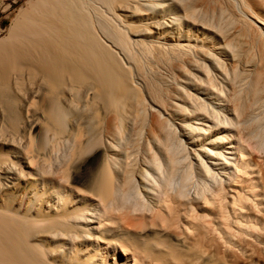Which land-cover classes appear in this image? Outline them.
Returning a JSON list of instances; mask_svg holds the SVG:
<instances>
[{
	"label": "bare ground",
	"instance_id": "6f19581e",
	"mask_svg": "<svg viewBox=\"0 0 264 264\" xmlns=\"http://www.w3.org/2000/svg\"><path fill=\"white\" fill-rule=\"evenodd\" d=\"M260 185L264 0H27L0 30V264H230L220 234L260 233L225 194L245 218Z\"/></svg>",
	"mask_w": 264,
	"mask_h": 264
},
{
	"label": "rangeland",
	"instance_id": "374dc122",
	"mask_svg": "<svg viewBox=\"0 0 264 264\" xmlns=\"http://www.w3.org/2000/svg\"><path fill=\"white\" fill-rule=\"evenodd\" d=\"M26 1L27 0H0V30H7L10 27L15 18V15L18 13L20 8H23L25 6ZM251 52V48L246 49V57H249L248 55H250ZM259 188V191H261L260 196L250 200L249 205L247 206L249 215L245 218L236 214L233 215L232 207L234 204L232 198L229 192L225 194V198L223 200L225 205V214L229 216L230 219L233 218V221L238 220V224L245 230L249 231L251 230V227H254V229H256L260 233L256 235V238L251 237L247 234L242 235L241 239H243V241H241V244L238 243L240 242L239 239L226 240V235H223L222 233L220 234V237H218L219 251H217V253L220 255V257L225 258L230 264H264V190L262 185H260ZM189 204L194 207V210L190 213V218L207 221V223L211 222L217 227L216 224L220 222L221 217L220 210L216 207L218 205H214L213 202L209 200H198ZM190 214L188 215L190 216ZM214 233H212V235H214ZM215 235L219 236V232H216ZM246 243L249 244V246ZM257 247L260 249H258ZM253 248L255 249V251H252L254 250ZM252 252H256V254ZM234 255H236L237 257ZM241 260H243L244 263Z\"/></svg>",
	"mask_w": 264,
	"mask_h": 264
}]
</instances>
